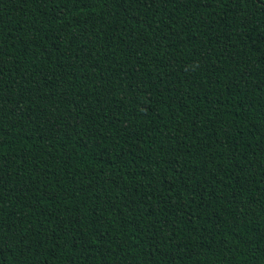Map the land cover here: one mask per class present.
<instances>
[{
  "label": "trees",
  "instance_id": "trees-1",
  "mask_svg": "<svg viewBox=\"0 0 264 264\" xmlns=\"http://www.w3.org/2000/svg\"><path fill=\"white\" fill-rule=\"evenodd\" d=\"M0 264H264V0H0Z\"/></svg>",
  "mask_w": 264,
  "mask_h": 264
}]
</instances>
